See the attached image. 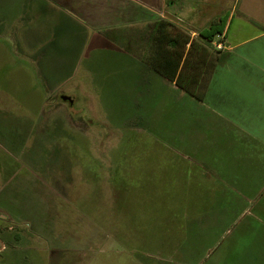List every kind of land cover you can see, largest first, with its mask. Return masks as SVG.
Here are the masks:
<instances>
[{
	"label": "rangeland",
	"instance_id": "rangeland-1",
	"mask_svg": "<svg viewBox=\"0 0 264 264\" xmlns=\"http://www.w3.org/2000/svg\"><path fill=\"white\" fill-rule=\"evenodd\" d=\"M220 3L227 43L183 41L178 59L103 41L57 80L73 107L31 109L37 130L0 140V264H264V166L236 132L210 130L219 58L188 69L194 50L259 44L249 21L264 20V0Z\"/></svg>",
	"mask_w": 264,
	"mask_h": 264
},
{
	"label": "crops",
	"instance_id": "crops-1",
	"mask_svg": "<svg viewBox=\"0 0 264 264\" xmlns=\"http://www.w3.org/2000/svg\"><path fill=\"white\" fill-rule=\"evenodd\" d=\"M220 2L0 0V140L12 142L36 131L31 109L35 117L42 118L48 114V106L73 107L74 97L70 96L73 104L63 101V97L69 96L61 100L55 97L63 84L57 80L71 74L72 68L75 73V62L86 59L87 53L93 57L92 53L101 52L103 41L120 45L122 53L130 56L134 42L146 46L155 42L159 56L168 50L170 57L179 59L183 41L187 45L194 42L192 49L198 38L205 42L200 36L202 31L224 19V32L215 41L221 38L227 43L231 39L230 14ZM249 22L264 29L262 19ZM252 39L260 43L237 53L230 50L223 54V50L204 55L194 50L188 57V69L201 71L208 60L212 63L219 58L217 64L221 68L216 69L218 65L214 64L209 73L207 106L212 114L210 121L221 125H212L210 130L222 129V138L230 130L236 132L241 140L238 150L240 146L243 150H257L254 163L260 169L264 166V31ZM241 44L237 42L238 47ZM198 60L203 64L199 65ZM90 68L86 63L87 72L96 74ZM172 151L186 160V153Z\"/></svg>",
	"mask_w": 264,
	"mask_h": 264
},
{
	"label": "trees",
	"instance_id": "trees-1",
	"mask_svg": "<svg viewBox=\"0 0 264 264\" xmlns=\"http://www.w3.org/2000/svg\"><path fill=\"white\" fill-rule=\"evenodd\" d=\"M225 20L221 19L218 22L213 23L207 30L200 33L201 38L206 43H213L217 36H221L225 28Z\"/></svg>",
	"mask_w": 264,
	"mask_h": 264
},
{
	"label": "water",
	"instance_id": "water-1",
	"mask_svg": "<svg viewBox=\"0 0 264 264\" xmlns=\"http://www.w3.org/2000/svg\"><path fill=\"white\" fill-rule=\"evenodd\" d=\"M63 101L70 102V104H73V99L70 97H63Z\"/></svg>",
	"mask_w": 264,
	"mask_h": 264
},
{
	"label": "built area",
	"instance_id": "built-area-1",
	"mask_svg": "<svg viewBox=\"0 0 264 264\" xmlns=\"http://www.w3.org/2000/svg\"><path fill=\"white\" fill-rule=\"evenodd\" d=\"M221 44H222V43H221ZM219 47H220V49H222V45H220Z\"/></svg>",
	"mask_w": 264,
	"mask_h": 264
}]
</instances>
